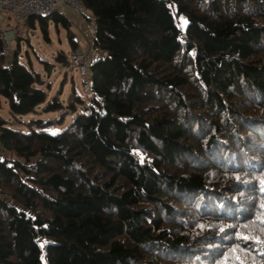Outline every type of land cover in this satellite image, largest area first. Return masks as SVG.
I'll list each match as a JSON object with an SVG mask.
<instances>
[{"label": "trees", "instance_id": "obj_1", "mask_svg": "<svg viewBox=\"0 0 264 264\" xmlns=\"http://www.w3.org/2000/svg\"><path fill=\"white\" fill-rule=\"evenodd\" d=\"M83 2L101 52L88 111L74 88L48 101L18 47L5 65L0 33V108L60 112L27 131L0 115V264H264L244 239H264V0ZM51 21L71 26L26 24L50 41Z\"/></svg>", "mask_w": 264, "mask_h": 264}, {"label": "rangeland", "instance_id": "obj_2", "mask_svg": "<svg viewBox=\"0 0 264 264\" xmlns=\"http://www.w3.org/2000/svg\"><path fill=\"white\" fill-rule=\"evenodd\" d=\"M5 16L7 17V15L4 14L2 18ZM2 27L13 29L17 36L13 40L11 48L6 49L3 53V63L5 65L9 63L14 50L18 47L21 52L19 56L20 61L27 66L31 61L34 68L41 73L45 81L43 86L47 90L50 89L48 91V101H51L55 95H60V99L66 104L67 98L74 88L76 93L85 100L84 105L78 106V112H82L84 107L88 108L91 105L93 95L83 88L78 67L73 65L66 67L56 60L57 55L61 51L65 52L67 56L71 53L69 38L71 35L74 37L76 34H79V30L76 27L70 26L67 28L63 24L57 27L55 23L51 21L50 41L44 38L37 22L35 23V27H31L29 24H26V20L18 21L11 17L5 22H2ZM19 44L21 46H19ZM82 44H84V42ZM44 61L53 64L50 72L44 69ZM46 105L47 103L40 106L36 113L15 116L10 112L7 101L2 99L0 115L8 121L11 127L27 131L29 123L33 119L50 120L58 118L60 112H44ZM76 115L77 113L71 114L66 117L62 124L54 125L52 128H48L47 131L57 133L64 130L73 121ZM5 154H7L8 157H12L7 151Z\"/></svg>", "mask_w": 264, "mask_h": 264}, {"label": "built area", "instance_id": "obj_3", "mask_svg": "<svg viewBox=\"0 0 264 264\" xmlns=\"http://www.w3.org/2000/svg\"><path fill=\"white\" fill-rule=\"evenodd\" d=\"M62 6L72 7L79 15L86 13L83 0H0V12L18 21L26 20L32 15L46 16L52 14ZM0 33L5 48H11L13 40L17 37L15 31L10 28L0 27ZM74 39L78 38L75 37ZM100 55L101 52L94 47L92 41L89 45L72 49L68 56L71 65L79 69L83 88L90 93H92L91 67ZM1 56L2 51L0 48V67ZM0 153L5 154L2 147H0Z\"/></svg>", "mask_w": 264, "mask_h": 264}, {"label": "crops", "instance_id": "obj_4", "mask_svg": "<svg viewBox=\"0 0 264 264\" xmlns=\"http://www.w3.org/2000/svg\"><path fill=\"white\" fill-rule=\"evenodd\" d=\"M58 11L71 21V26L76 27L79 30V34H76L78 39H74L78 46L87 45L93 41L96 31V24L95 19L89 11H86L84 15H78L76 11L70 6H62ZM3 15L4 14L0 12V27H2V22H5L11 18L9 15L2 18ZM76 36H74V38ZM83 42L84 44H82Z\"/></svg>", "mask_w": 264, "mask_h": 264}, {"label": "snow or ice", "instance_id": "obj_5", "mask_svg": "<svg viewBox=\"0 0 264 264\" xmlns=\"http://www.w3.org/2000/svg\"><path fill=\"white\" fill-rule=\"evenodd\" d=\"M262 183H264V181H262ZM262 208H264V204L261 205ZM245 240H248V239H254L255 242L257 244H261V245H264V239H261L259 236H256V237H244Z\"/></svg>", "mask_w": 264, "mask_h": 264}, {"label": "water", "instance_id": "obj_6", "mask_svg": "<svg viewBox=\"0 0 264 264\" xmlns=\"http://www.w3.org/2000/svg\"><path fill=\"white\" fill-rule=\"evenodd\" d=\"M71 37H72V35H71ZM86 111H88V108H86Z\"/></svg>", "mask_w": 264, "mask_h": 264}]
</instances>
